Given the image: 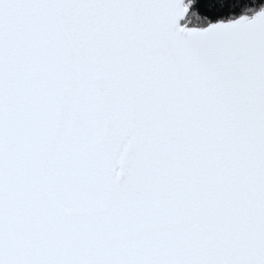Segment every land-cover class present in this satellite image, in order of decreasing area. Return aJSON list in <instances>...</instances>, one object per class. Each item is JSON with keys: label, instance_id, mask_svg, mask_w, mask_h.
<instances>
[{"label": "snow or ice", "instance_id": "obj_1", "mask_svg": "<svg viewBox=\"0 0 264 264\" xmlns=\"http://www.w3.org/2000/svg\"><path fill=\"white\" fill-rule=\"evenodd\" d=\"M0 264H264V0H0Z\"/></svg>", "mask_w": 264, "mask_h": 264}]
</instances>
